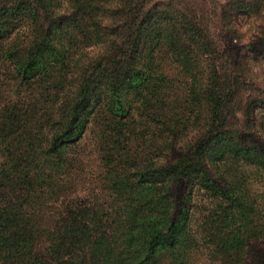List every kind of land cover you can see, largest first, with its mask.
<instances>
[{
	"label": "trees",
	"instance_id": "16d2710c",
	"mask_svg": "<svg viewBox=\"0 0 264 264\" xmlns=\"http://www.w3.org/2000/svg\"><path fill=\"white\" fill-rule=\"evenodd\" d=\"M70 3L0 0V264H264V0Z\"/></svg>",
	"mask_w": 264,
	"mask_h": 264
},
{
	"label": "clouds",
	"instance_id": "9594fccd",
	"mask_svg": "<svg viewBox=\"0 0 264 264\" xmlns=\"http://www.w3.org/2000/svg\"><path fill=\"white\" fill-rule=\"evenodd\" d=\"M228 2L229 0H224L225 5ZM72 12L73 8L70 0H61V4L52 11L53 19L70 16ZM97 19L102 27L113 25V20L110 17H97ZM229 32L233 34L232 43L241 47V56H243L258 40L264 39V8L236 16L231 20L223 34ZM224 45L226 46L225 42ZM248 59H251V57ZM258 70V68L253 69V71Z\"/></svg>",
	"mask_w": 264,
	"mask_h": 264
},
{
	"label": "rangeland",
	"instance_id": "374dc122",
	"mask_svg": "<svg viewBox=\"0 0 264 264\" xmlns=\"http://www.w3.org/2000/svg\"><path fill=\"white\" fill-rule=\"evenodd\" d=\"M212 1H218V2H223L224 0H212ZM240 46H238L239 48ZM241 48V47H240ZM249 65H250V70H249V77L252 80V82L254 83V87H255V93L258 94V92H261V96L264 97V62L263 61H249ZM254 68H258V71H253ZM254 93V94H255ZM85 157H84V163H85V167H86V174L84 176V188L82 189V193L83 194H87L90 193L95 185L93 182H96V178H97V169H96V164H98L97 161H95L94 155L92 154V145H87L86 149H85ZM260 182H256L255 183V190H262V186H259ZM260 192V191H259ZM264 192V191H263ZM264 198V197H263ZM206 258V252L200 253L198 256H196L193 261L192 264H200L201 262H204ZM201 260V261H199ZM206 263L208 262V260L205 261Z\"/></svg>",
	"mask_w": 264,
	"mask_h": 264
}]
</instances>
